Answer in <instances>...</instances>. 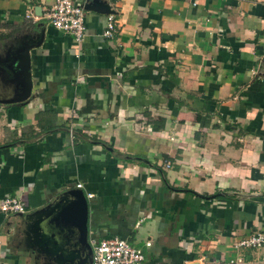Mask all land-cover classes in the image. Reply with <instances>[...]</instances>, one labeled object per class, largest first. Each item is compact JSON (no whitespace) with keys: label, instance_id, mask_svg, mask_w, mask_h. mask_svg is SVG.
I'll return each instance as SVG.
<instances>
[{"label":"crops","instance_id":"crops-1","mask_svg":"<svg viewBox=\"0 0 264 264\" xmlns=\"http://www.w3.org/2000/svg\"><path fill=\"white\" fill-rule=\"evenodd\" d=\"M72 1L79 44L44 18L53 0H0V52L42 35L33 97L0 103V199L26 208L0 212V264H53L25 214L78 183L88 236L144 264H264V243L232 247L264 233V0Z\"/></svg>","mask_w":264,"mask_h":264},{"label":"water","instance_id":"water-1","mask_svg":"<svg viewBox=\"0 0 264 264\" xmlns=\"http://www.w3.org/2000/svg\"><path fill=\"white\" fill-rule=\"evenodd\" d=\"M32 37L24 35L9 51L0 52V73L10 92L0 103L23 105L33 97L29 50L40 43L42 35L38 40ZM25 217L31 219L28 231L32 242L46 260L53 264H91L88 199L81 187L61 190Z\"/></svg>","mask_w":264,"mask_h":264},{"label":"built area","instance_id":"built-area-1","mask_svg":"<svg viewBox=\"0 0 264 264\" xmlns=\"http://www.w3.org/2000/svg\"><path fill=\"white\" fill-rule=\"evenodd\" d=\"M44 18L57 30L66 32L72 36L75 44H79L84 35V12L83 8L72 0H53L52 4L45 10ZM114 31V18L107 14L101 35L110 37ZM168 166V163H165ZM80 187V184H76ZM87 193L86 197H91ZM0 212L26 213L24 203L15 196H5L0 199ZM88 243L91 248V264H144V255L139 248L129 245L124 239L118 236L94 238L88 236ZM264 243V233L254 232L252 234L238 237L233 243L234 249L241 247H261ZM146 245L149 243L146 242ZM232 261L229 260V263Z\"/></svg>","mask_w":264,"mask_h":264},{"label":"flooded vegetation","instance_id":"flooded-vegetation-1","mask_svg":"<svg viewBox=\"0 0 264 264\" xmlns=\"http://www.w3.org/2000/svg\"><path fill=\"white\" fill-rule=\"evenodd\" d=\"M13 47V46H12ZM11 49V47H4L3 49H2V52H6V51H9ZM0 58H1V55H0ZM5 91H7V90H5ZM7 92H9V91H7ZM9 94H10V92H9Z\"/></svg>","mask_w":264,"mask_h":264},{"label":"trees","instance_id":"trees-1","mask_svg":"<svg viewBox=\"0 0 264 264\" xmlns=\"http://www.w3.org/2000/svg\"><path fill=\"white\" fill-rule=\"evenodd\" d=\"M5 35L3 33H0V40L3 39ZM84 110H87L86 107H84Z\"/></svg>","mask_w":264,"mask_h":264},{"label":"rangeland","instance_id":"rangeland-1","mask_svg":"<svg viewBox=\"0 0 264 264\" xmlns=\"http://www.w3.org/2000/svg\"><path fill=\"white\" fill-rule=\"evenodd\" d=\"M159 168H161V169H165L163 165H162V166H159Z\"/></svg>","mask_w":264,"mask_h":264}]
</instances>
